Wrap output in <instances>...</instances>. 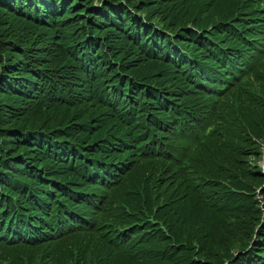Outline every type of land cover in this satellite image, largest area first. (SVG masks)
<instances>
[{
    "label": "trees",
    "instance_id": "obj_1",
    "mask_svg": "<svg viewBox=\"0 0 264 264\" xmlns=\"http://www.w3.org/2000/svg\"><path fill=\"white\" fill-rule=\"evenodd\" d=\"M205 5L0 0V264H264V0Z\"/></svg>",
    "mask_w": 264,
    "mask_h": 264
},
{
    "label": "rangeland",
    "instance_id": "obj_2",
    "mask_svg": "<svg viewBox=\"0 0 264 264\" xmlns=\"http://www.w3.org/2000/svg\"><path fill=\"white\" fill-rule=\"evenodd\" d=\"M201 1L202 3H209V5H205V8H209L213 6L229 14L232 11H234V9L237 8L239 5H243L247 0H201ZM99 6L100 5H96V7H99ZM84 16L85 14H83V17ZM192 26L193 25H189L188 27H192ZM209 30H211V28H209L208 31ZM205 32L203 30V35ZM209 47L210 49H214L212 45H209ZM170 59H171V56L168 58V61ZM248 61H249V64H251V58H249ZM191 68L193 69V65L191 66ZM245 68H248L247 64L245 65ZM247 74L248 72H245V73L239 72L237 80L235 82H240V80L244 78ZM229 84H231V82H229ZM188 88L189 87L185 86V84L183 83L181 86H178V87L173 86L171 88L173 92H169L168 95L176 101L175 103L180 104V106L183 109L191 112L193 117L197 120V122H199L203 126L209 127V126L214 125L216 123V119L218 115L216 101L207 96H203L202 94L191 92V91L199 92V90H197L195 87H194V90H191V91H189ZM223 95L224 93H220L218 96L221 97ZM25 154L29 158L32 156V154L29 152H25ZM263 155H264V147L262 149L261 159L257 161V164H256V166H258L262 170V172H264ZM254 200H255L256 206H258L261 213L264 214V197L260 194L259 190L255 192ZM102 223H105V220H102ZM216 228L217 230H220L218 228V224L216 225Z\"/></svg>",
    "mask_w": 264,
    "mask_h": 264
},
{
    "label": "clouds",
    "instance_id": "obj_3",
    "mask_svg": "<svg viewBox=\"0 0 264 264\" xmlns=\"http://www.w3.org/2000/svg\"><path fill=\"white\" fill-rule=\"evenodd\" d=\"M263 160H264V155H263ZM262 173H264V172H262Z\"/></svg>",
    "mask_w": 264,
    "mask_h": 264
}]
</instances>
